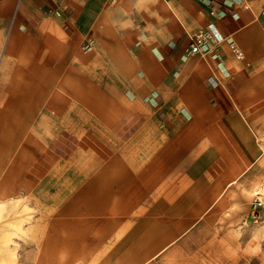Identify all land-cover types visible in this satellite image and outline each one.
<instances>
[{
  "label": "crops",
  "instance_id": "1",
  "mask_svg": "<svg viewBox=\"0 0 264 264\" xmlns=\"http://www.w3.org/2000/svg\"><path fill=\"white\" fill-rule=\"evenodd\" d=\"M263 191L264 0H0V264L262 255Z\"/></svg>",
  "mask_w": 264,
  "mask_h": 264
},
{
  "label": "rangeland",
  "instance_id": "2",
  "mask_svg": "<svg viewBox=\"0 0 264 264\" xmlns=\"http://www.w3.org/2000/svg\"><path fill=\"white\" fill-rule=\"evenodd\" d=\"M51 124H55V126L57 127L58 130L62 129V128H60L59 121H57V120L56 121L52 120ZM36 131L39 133V130L37 128H36ZM71 144H72V146H74V145H77V142L73 143V141H72ZM263 193H264V191H263ZM250 200H251V198L248 199L247 202H249ZM244 202H245V199H244ZM18 209L24 211V210L28 209V207H25V206L20 207L19 206ZM12 211H13V209H12ZM28 213H30V211H28ZM2 214L4 217L8 218V212H7V214H4V212ZM26 219H27V217H26ZM27 224H28L27 222H24V226ZM214 236H210V237L199 236V237L194 238L193 240L190 239L187 241V246L189 248H191V249H189V252L197 249L198 246L199 247H201V246L206 247V245H209L210 250H213L212 251L213 253L211 252V254L198 255L200 257L199 261L201 264H264V253L262 255L259 254L256 256H253L249 253L238 254L237 252L233 251L235 248H230L231 251H227L225 253L224 249H227V247L223 248L224 247V241H228V240L227 239H220L219 237H216V235H214ZM255 237H257V235L254 236V238ZM22 240L24 242L30 241L29 239H12V241H15V243L11 242L10 245L14 247L12 249H14V250L17 249V251L20 252L21 255L22 254L28 255L29 254L28 251L31 248V246L26 245L24 242L22 243L21 242ZM255 242L257 243V241H255ZM263 245H264V243H263ZM250 248L251 249H257L258 246H256L255 248L254 247H250ZM263 249H264V246H263ZM192 255L196 256L195 254L187 253V254H179V255L173 254V257H174V260L176 259L177 256H184V257L190 259ZM201 256H203V258H201ZM49 261L50 262H41L40 264H62V263H58V262H53L52 259H50ZM123 264H128V263L126 262ZM136 264H144V262L136 263Z\"/></svg>",
  "mask_w": 264,
  "mask_h": 264
},
{
  "label": "built area",
  "instance_id": "3",
  "mask_svg": "<svg viewBox=\"0 0 264 264\" xmlns=\"http://www.w3.org/2000/svg\"><path fill=\"white\" fill-rule=\"evenodd\" d=\"M211 38V35L210 33L208 32H200L198 33L194 40L192 41V44L190 46L191 48V52L192 53H197L198 52V49H199V46L204 42L206 41L207 39H210ZM94 49V41L89 39L85 45H83L82 47V50H84L85 52H90ZM231 50H232V54L234 56V58L238 61L242 60L243 58V54H242V51L240 49H238L237 47L235 46H232L231 47ZM258 196V195H256ZM253 206L254 208H260L262 207V202L260 199L258 198H255L254 201H253ZM255 216V222L256 220L258 219L257 218V214L254 215Z\"/></svg>",
  "mask_w": 264,
  "mask_h": 264
},
{
  "label": "bare ground",
  "instance_id": "4",
  "mask_svg": "<svg viewBox=\"0 0 264 264\" xmlns=\"http://www.w3.org/2000/svg\"><path fill=\"white\" fill-rule=\"evenodd\" d=\"M82 53H83V54H87L88 52H85L84 50H82ZM256 194H257V192H256ZM256 194H255V195H256Z\"/></svg>",
  "mask_w": 264,
  "mask_h": 264
}]
</instances>
